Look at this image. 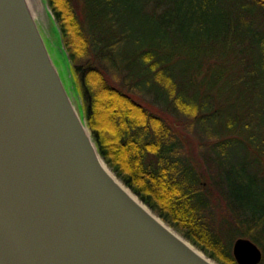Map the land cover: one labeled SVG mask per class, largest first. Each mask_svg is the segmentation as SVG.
Listing matches in <instances>:
<instances>
[{"label":"water","instance_id":"obj_1","mask_svg":"<svg viewBox=\"0 0 264 264\" xmlns=\"http://www.w3.org/2000/svg\"><path fill=\"white\" fill-rule=\"evenodd\" d=\"M36 1L37 17L28 0H0V264H222L106 162L59 20ZM233 254L264 257L245 236Z\"/></svg>","mask_w":264,"mask_h":264},{"label":"trees","instance_id":"obj_2","mask_svg":"<svg viewBox=\"0 0 264 264\" xmlns=\"http://www.w3.org/2000/svg\"><path fill=\"white\" fill-rule=\"evenodd\" d=\"M49 1L72 59L88 125L106 162L145 203L208 255L222 264H239L232 242L237 235L250 237L249 233H238L228 244L214 226L210 209L218 180L208 166L212 181L204 182L206 176L198 166L202 163L186 155V136L177 128L180 119L189 127L185 129L207 134V141L200 140L202 148L210 143L227 144L215 133V120L224 113L211 99L219 96L224 84L236 81L234 69L225 62L230 53H195L194 58L183 59L167 41L156 43L155 32L149 37L133 25L128 35L135 49L129 54L130 64L122 69L115 58L112 26L97 32L98 12L91 15L89 7L87 11L80 8L79 0ZM248 1L264 8V0ZM168 2L151 5L165 15L171 9ZM136 23L140 25L139 20ZM258 45L256 64L264 93V34ZM148 97L159 110L143 103ZM256 203L257 208L249 211L252 214L248 209L239 213V221L250 226L247 232L254 230L257 215L264 216V203ZM259 264H264V257Z\"/></svg>","mask_w":264,"mask_h":264},{"label":"rangeland","instance_id":"obj_3","mask_svg":"<svg viewBox=\"0 0 264 264\" xmlns=\"http://www.w3.org/2000/svg\"><path fill=\"white\" fill-rule=\"evenodd\" d=\"M166 1H169L171 9L165 15L160 13L162 10H154L151 5L156 2L163 5ZM249 2L113 0L109 3L108 0H79V6L86 11L89 7L91 15L98 12V18L103 24L95 21L97 32L103 33L107 25L112 26L109 30L114 31L117 41L115 58L122 69L130 64L128 61L135 49V42L128 35L133 25L142 28L149 37L155 32L156 43L163 44L167 41L172 49L183 55V59L187 56L194 58L195 53L201 56L230 53V58L225 62L234 69L232 75L236 81L224 84L219 96L211 99L224 113L215 120V133L227 144L221 146L210 143L202 148L200 140H206L207 134L185 129L189 127L180 119L177 121V128L186 136V155L202 163L198 166L202 167L203 175L206 176L204 182L208 184L212 181L208 166H211L216 182L218 180L213 188L215 201L210 209L214 226L228 244L235 235L246 231L249 238L264 252V216H256L255 228L251 232H247L250 227L248 224L239 221V213L245 209L248 212L255 210L258 204L256 201L264 203V93L256 64L259 39L264 34V8ZM148 3L150 5H146ZM81 13L83 16L82 10ZM138 20L140 25L136 23ZM39 22L46 35L43 20L39 18ZM48 39L53 45V51H56L57 35L50 29ZM205 60L204 57L203 61ZM182 66L185 67L184 62ZM220 66L224 67L223 64ZM131 78L133 79L132 76ZM112 80L115 82L113 77ZM115 83L120 84L119 80ZM142 101L149 107H154L149 97ZM156 110H159L157 106L154 107V111ZM202 151L205 153V160ZM252 175L257 176L253 185L250 182ZM240 236L243 235H237L233 240L232 251L235 240Z\"/></svg>","mask_w":264,"mask_h":264},{"label":"bare ground","instance_id":"obj_4","mask_svg":"<svg viewBox=\"0 0 264 264\" xmlns=\"http://www.w3.org/2000/svg\"><path fill=\"white\" fill-rule=\"evenodd\" d=\"M30 3V7L32 8V11L34 12V15L37 17L38 12V3L36 0H28ZM131 191V190H130ZM132 192V191H131ZM215 262V261H214ZM217 262V261H216ZM219 264V263H218Z\"/></svg>","mask_w":264,"mask_h":264}]
</instances>
